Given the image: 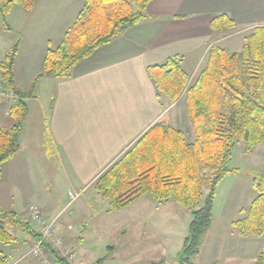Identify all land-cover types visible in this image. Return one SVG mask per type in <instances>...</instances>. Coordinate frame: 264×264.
Segmentation results:
<instances>
[{"label":"crops","instance_id":"obj_1","mask_svg":"<svg viewBox=\"0 0 264 264\" xmlns=\"http://www.w3.org/2000/svg\"><path fill=\"white\" fill-rule=\"evenodd\" d=\"M44 2L38 0L29 16ZM73 8L71 6L66 12ZM82 8H78L75 18ZM146 14L140 23L79 62L69 77L41 80L37 96L27 100L29 116L20 135L21 149L4 166L0 197L2 208L28 219L37 237L41 226L31 219L28 209L31 206L40 208L47 219L59 214L55 211V200L52 201L48 190L44 191L48 186L46 172L54 183L61 180L75 189L74 192L83 191L84 195L93 190V200L102 198L94 189L97 179L155 124L163 123L189 132L193 140L192 130H184L188 116L184 99L172 104L161 99L148 75V68L180 57L183 68L194 79L213 46L239 53L245 36L253 28L264 25V0H153ZM222 14L230 16L236 27L212 31V20ZM25 21L31 22L27 18ZM58 26L56 21L48 23L44 38L38 42L40 52L28 64L20 63L19 55L16 57L14 73L20 89L27 90L42 72L48 48L60 45L66 32H59ZM51 33L57 34L55 40ZM13 102L11 93L0 95V129L9 122ZM38 114L42 129L33 125L30 130L29 124ZM30 138L32 143L28 142ZM221 184L214 201L213 222L202 239L196 264H255L264 246L256 245L253 249L250 242L254 237H242L233 229L232 223L241 208L229 206V198H220ZM33 202L39 206L32 205ZM154 203L169 218L187 212L183 225L190 224L191 210L179 209L172 201ZM22 204L24 208H19ZM171 204L179 208L172 209ZM170 210L176 214H170ZM218 223L228 229V237L225 242L220 239L212 244L210 236ZM69 227L72 225L63 219L56 227L57 234L67 242L75 238L73 227L71 230ZM13 232L18 241L0 246V253L12 257L13 260L8 258L9 264H40L28 255L37 239L21 231ZM186 237L182 234V242ZM247 246L253 251H248ZM162 254L163 264H176V256L167 258L172 255L167 249Z\"/></svg>","mask_w":264,"mask_h":264},{"label":"trees","instance_id":"obj_2","mask_svg":"<svg viewBox=\"0 0 264 264\" xmlns=\"http://www.w3.org/2000/svg\"><path fill=\"white\" fill-rule=\"evenodd\" d=\"M152 1L85 0L60 45L46 51L43 70L27 90L20 89L15 81L18 45L0 61L2 93L14 94L9 110L11 126L0 129V184L5 164L21 149L20 135L29 116L27 100L37 96L40 81L69 77L79 62L144 20ZM37 2L0 0V14L6 16L14 6L30 13ZM210 26L212 31L221 32L235 28L236 23L222 14ZM148 75L161 99L171 104L184 99L193 140L181 129L155 124L97 179L94 189L108 201V211L122 210L147 194L159 204L172 201L191 210L189 234L174 261L193 264L213 222L218 187L239 171L229 167L236 141H242L246 151L264 143V25L245 36L239 53L213 46L193 81L180 57L149 67ZM205 188L209 192L201 205ZM253 188L256 197L244 217L232 226L242 237L262 238L264 169L254 175ZM13 231L38 239L28 219L3 209L0 197V244H15L18 239ZM8 258L0 253V264H9ZM55 263L69 264L58 257ZM255 264H264V249Z\"/></svg>","mask_w":264,"mask_h":264},{"label":"rangeland","instance_id":"obj_3","mask_svg":"<svg viewBox=\"0 0 264 264\" xmlns=\"http://www.w3.org/2000/svg\"><path fill=\"white\" fill-rule=\"evenodd\" d=\"M44 1V4H41L39 10L37 9L31 17L19 6H14L6 16L0 14V61H4L15 45H18L17 56H20V63L28 64L30 59L40 52L38 42L44 38L48 23L59 22L58 30L64 34L75 22L76 11L80 6L83 7L82 4L85 2V0ZM71 6L75 8L66 12ZM25 18L31 22L25 21ZM37 22L41 24H36ZM56 35L51 33L53 40ZM34 117H36L35 114ZM188 118L187 116L184 130L189 131L192 130V125ZM33 125L42 129L39 114L29 124L30 130ZM10 126L11 121L9 120L4 127L9 128ZM187 133L189 134V132ZM28 142L32 143L31 138ZM229 167L239 170V173L230 175L221 182L220 198H229V206H240L241 210L236 216V219H239L244 217L257 195L253 188L252 178L264 169V143L254 147L251 151H246L244 143L236 141ZM49 174L46 172L45 183H48V186L44 188V191L48 190L52 201L55 200V211L59 214L62 213L60 220H66L73 227L72 233L75 238L71 241L67 242L63 236L56 233L57 237L64 239V247L66 246L65 248L75 255L72 264H96L99 261H101L100 264H163L165 261V257H162L164 249L172 254H169L170 256L167 258L177 256L181 252L185 241L184 239L182 242V234H186V236L189 234L190 224L184 223L183 225V219L185 215H188L187 212H181L182 214L176 215L177 217L169 218L164 215L161 209L157 208L154 199L148 194L122 210L108 211L107 200L101 197L91 200L93 190L85 193L78 201L68 206L70 202L67 196L68 191L74 192L75 189L68 187L61 180L54 183L48 177ZM208 192L209 189L205 188L201 205ZM172 203L178 205L175 202ZM34 204L37 205L36 202L32 203V205ZM174 204H171L172 209L179 206ZM24 205L22 204L19 208H24ZM67 206L68 208H66ZM179 207L184 211L188 210ZM172 212L174 211L170 210V214ZM174 214L176 213L174 212ZM224 229L222 223L216 225V229L210 236L212 244L220 239L223 242L227 240L228 229ZM173 230L176 232L174 233ZM254 239L250 242L253 249L256 245L264 246V236L261 240H257L255 237ZM1 245L5 247V245ZM74 245H76L75 249ZM250 246H247L248 251H251L252 246ZM24 249L27 251L28 247ZM9 258L13 260L12 257ZM197 262V257L192 259L193 264Z\"/></svg>","mask_w":264,"mask_h":264},{"label":"built area","instance_id":"obj_4","mask_svg":"<svg viewBox=\"0 0 264 264\" xmlns=\"http://www.w3.org/2000/svg\"><path fill=\"white\" fill-rule=\"evenodd\" d=\"M0 95H3L2 91H0ZM11 95L14 96L13 93H11ZM82 194L83 191H69L68 198L70 202L68 206L76 202ZM28 213L31 219L39 223L41 226L39 237L31 248L29 254L36 258L40 264H56L55 257L72 264L75 260V255L73 252L65 248L66 246L64 247V239L56 236L57 223L60 220L62 213L52 219H47L44 212L36 206H31ZM69 229H71V227H69Z\"/></svg>","mask_w":264,"mask_h":264}]
</instances>
